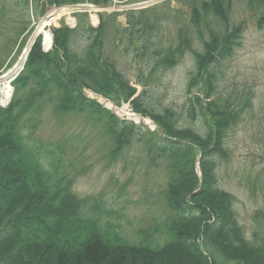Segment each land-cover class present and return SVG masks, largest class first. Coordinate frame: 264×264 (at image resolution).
<instances>
[{
	"label": "trees",
	"instance_id": "obj_1",
	"mask_svg": "<svg viewBox=\"0 0 264 264\" xmlns=\"http://www.w3.org/2000/svg\"><path fill=\"white\" fill-rule=\"evenodd\" d=\"M177 1L188 23L177 25L172 38L164 32L173 22L168 13L129 12L125 28L114 26L122 36L118 46L128 37L123 52L132 53L139 65L145 60L148 74L138 76L143 87L190 56L183 112L197 127L182 125V114L171 107L158 109L145 91L137 93L105 50L102 21L92 28L81 15L75 29L63 24L52 29L49 53L36 39L12 82L10 104L0 107V264H264V231L246 237L235 198L218 187L217 179L218 164L232 155L228 136L252 108L249 89L227 91L222 83L223 67L240 47L245 21L234 22V0ZM45 2L60 7L84 0ZM245 2L257 28L264 29V0ZM80 34L85 44L78 53L73 43ZM84 88L116 106L129 103L157 129L116 117L87 99ZM47 105L56 117L91 118L101 128L110 160L137 145L148 166L163 168L162 222L138 229L133 238L103 221L109 213L100 196L74 193V178L64 172L57 151L31 143L28 125L35 128Z\"/></svg>",
	"mask_w": 264,
	"mask_h": 264
},
{
	"label": "rangeland",
	"instance_id": "obj_2",
	"mask_svg": "<svg viewBox=\"0 0 264 264\" xmlns=\"http://www.w3.org/2000/svg\"><path fill=\"white\" fill-rule=\"evenodd\" d=\"M25 1L0 0V62L5 61L0 74V88L14 76L4 78L8 71L13 70L23 50L36 37L43 39L39 31L43 21L52 14L61 13L45 28L50 32L52 28L60 26V23L75 28L81 17V14L72 13L67 7L47 9L42 14L43 0H29L26 6ZM86 2L91 3L90 0ZM130 10H145L150 16L170 14L173 22L167 23L164 32L165 38H172L177 25L188 23L185 7L177 0H111L106 10L96 14L97 24L91 20L95 13L90 9L86 10V23L94 28L99 26L100 20L104 23V33L107 36L105 50L115 59L119 70L138 93L145 91V97H150L158 109L171 107L182 114V125L199 126L198 122L184 119L183 112L187 75L193 68L190 56L184 57L167 73L158 72L145 87L138 83L141 73L144 72L145 76L148 74L146 63L143 62L145 60L141 59L139 65L132 59V53L123 52L128 37L118 46L122 36L114 26L125 28L126 15ZM233 19L234 22L245 21L244 31L240 47L236 48L232 58L223 67V88L227 91L249 89L253 95L252 108L228 136L227 145L232 155L227 162L218 164L217 179L218 187L234 196L238 222L246 237L251 239L255 231H264V29L257 28L256 16L248 11L245 0H234ZM22 36L27 37V42L18 54L15 53L17 48H14L13 42ZM74 40L73 48L81 53L85 44L83 36L77 35ZM8 50H13L12 54L5 58ZM9 61L13 63L11 67H8ZM20 72L21 70L15 74ZM39 119L33 130L28 125L31 143L42 151L47 148L57 151L64 172L74 178L73 191L76 195L100 196L109 213L102 215L104 222L116 225V230L135 238L138 229L163 221L162 193L166 173L163 168L148 166L139 146H132L122 157L112 161L107 157L109 146H103L105 137L100 126L94 124L88 116L56 117L52 106L47 105Z\"/></svg>",
	"mask_w": 264,
	"mask_h": 264
},
{
	"label": "bare ground",
	"instance_id": "obj_3",
	"mask_svg": "<svg viewBox=\"0 0 264 264\" xmlns=\"http://www.w3.org/2000/svg\"><path fill=\"white\" fill-rule=\"evenodd\" d=\"M61 15V13H55L52 14L51 17L47 18L45 21H43L40 25V33L42 34L43 38H44V42H43V47L44 49H49L51 46V37L49 35V33L45 30V28L57 17H59ZM93 22L96 23V19L93 18ZM24 58L25 55H22L19 59V62L13 67V73L17 72L18 70H20V68L22 67V64L24 62ZM8 83L3 84V88H2V92L4 95V102L8 100V98L11 95V88L8 87L7 85ZM134 120H137V118L135 117Z\"/></svg>",
	"mask_w": 264,
	"mask_h": 264
}]
</instances>
